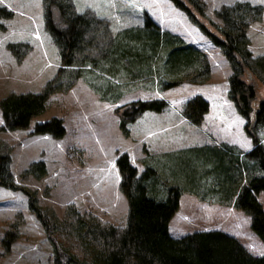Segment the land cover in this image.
<instances>
[{
	"label": "trees",
	"instance_id": "trees-1",
	"mask_svg": "<svg viewBox=\"0 0 264 264\" xmlns=\"http://www.w3.org/2000/svg\"><path fill=\"white\" fill-rule=\"evenodd\" d=\"M170 1L186 13L228 62L227 98L244 119L252 148L243 154L223 143L212 149L191 147L159 159L147 154L140 176L127 154L119 155L115 162L119 190L127 204L123 225L81 212L73 203L66 205L60 221L53 222L37 204L34 193L21 188L52 246L51 264H264V255H252L221 230L195 231L173 238L168 229L180 196L186 192L200 201L248 214L252 232L264 245V208L257 199L264 194V146L257 137V129L264 125V96L260 94V88H264V54L253 57L247 37L249 24L260 21L263 9L236 2L217 11L221 24H215L205 15L201 0ZM11 17L10 10L0 7V30H4L1 20ZM45 27L59 51V67L38 93H10L0 100V131L28 129L30 121L45 111L50 96L67 91L78 79L101 100L116 103L144 82L149 88L159 84L165 90L183 83L203 84L210 74L203 51L160 29L147 16L144 27H128L111 34L106 22L76 13L70 0H48ZM165 107L162 99L124 104L115 110L119 130L128 136L130 125L143 112L158 113ZM208 109L205 99L194 96L181 105V114L190 126L199 127ZM33 133L57 139L64 136L65 129L60 119L51 118L35 124ZM197 159L202 167L196 164ZM8 162L7 156L0 155V186L16 190ZM174 167L175 171H170ZM159 171L169 173L160 176ZM25 173L41 178L46 174L45 166L31 163ZM17 217L6 221L2 240L5 251L18 237L17 226L23 220Z\"/></svg>",
	"mask_w": 264,
	"mask_h": 264
},
{
	"label": "rangeland",
	"instance_id": "rangeland-1",
	"mask_svg": "<svg viewBox=\"0 0 264 264\" xmlns=\"http://www.w3.org/2000/svg\"><path fill=\"white\" fill-rule=\"evenodd\" d=\"M47 2L0 0V7L12 12L11 18L1 20L4 30H0V100L10 93H38L59 67V51L45 27ZM70 2L76 13L106 22L111 34L128 27H144L146 16L149 17L160 29L178 35L185 43L203 51L210 74L203 84L183 83L165 90L159 84L149 88L144 82L116 103L101 100L87 83L78 79L67 91L52 94L45 111L30 121L28 129L0 131V155L8 157L9 172L18 187L13 190L0 186V264H51L52 246L29 209L21 188L34 193L37 204L53 222L60 221L66 205L73 203L81 212H92L103 221L123 225L127 204L119 190L120 177L115 164L119 155L127 154L140 176L145 170L142 160L147 154L159 159L187 148L212 149L223 143L243 154L252 148L251 138L244 130L245 121L227 98L228 62L184 11L170 0ZM201 2L205 15L215 24H221L216 13L222 7L236 2L261 6L262 17L249 24L247 37L253 57L264 54V0ZM260 94L264 96V88H260ZM194 96L202 97L209 104L199 127L180 119L181 105ZM155 99L166 102L163 111L143 112L130 125L129 135L124 136L115 110L135 100ZM51 118L61 120L65 129L63 137L56 139L33 133L35 124ZM257 137L264 146V125L257 129ZM187 144L191 146L186 147ZM34 162L45 166L46 174L41 178L25 173ZM199 162L197 159L196 164L201 166ZM175 167L170 171H175ZM159 173L164 176L169 172ZM185 184L181 181L180 185ZM198 192L205 194L203 190ZM257 199L264 208V194L260 193ZM18 215L23 220L17 226L18 237L8 243L5 251L2 240L6 221L16 220ZM250 220L243 211L200 201L184 192L171 221V237L218 229L236 238L252 255L262 256L264 245L252 232Z\"/></svg>",
	"mask_w": 264,
	"mask_h": 264
},
{
	"label": "crops",
	"instance_id": "crops-1",
	"mask_svg": "<svg viewBox=\"0 0 264 264\" xmlns=\"http://www.w3.org/2000/svg\"><path fill=\"white\" fill-rule=\"evenodd\" d=\"M208 111H209V109H208ZM180 117H181V118H180L181 120H183V121L185 120L184 117H183L182 115H181ZM185 121H186V120H185ZM189 146H191V145H189ZM189 146H188V144H187L186 147H189ZM181 196H182V195H181ZM181 196H180V199H181ZM180 199H179V203H180ZM205 202H207V201H205ZM210 203H213V202H210ZM172 219H173V217H172ZM172 219H171V221H172ZM171 221H170V223H169V227H168V229H169V234H170V235H172V234H171Z\"/></svg>",
	"mask_w": 264,
	"mask_h": 264
}]
</instances>
